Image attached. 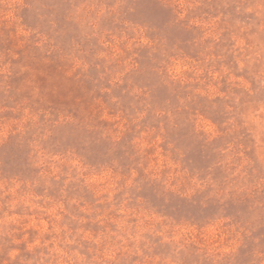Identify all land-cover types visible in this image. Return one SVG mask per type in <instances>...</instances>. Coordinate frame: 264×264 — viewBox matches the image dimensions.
I'll return each mask as SVG.
<instances>
[{"label": "clouds", "instance_id": "1", "mask_svg": "<svg viewBox=\"0 0 264 264\" xmlns=\"http://www.w3.org/2000/svg\"><path fill=\"white\" fill-rule=\"evenodd\" d=\"M0 264H264V0H0Z\"/></svg>", "mask_w": 264, "mask_h": 264}]
</instances>
